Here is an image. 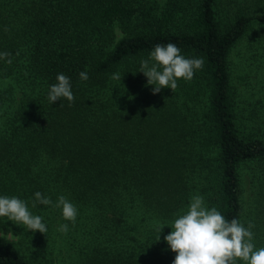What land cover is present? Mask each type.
<instances>
[{
	"label": "trees",
	"instance_id": "16d2710c",
	"mask_svg": "<svg viewBox=\"0 0 264 264\" xmlns=\"http://www.w3.org/2000/svg\"><path fill=\"white\" fill-rule=\"evenodd\" d=\"M216 3L0 0V52L12 60H0V196L26 201L47 226L42 234L0 217V264H173L164 237L197 184L247 227L240 170L264 194V139L239 131L228 55L264 24V10L237 12L221 28ZM114 26L126 34L116 39ZM168 43L205 63L154 95L140 62ZM59 73L71 81L72 106L48 101ZM247 119L264 125V111ZM37 191L72 202L75 225L61 208L32 207ZM65 223L67 234L58 231Z\"/></svg>",
	"mask_w": 264,
	"mask_h": 264
},
{
	"label": "clouds",
	"instance_id": "9594fccd",
	"mask_svg": "<svg viewBox=\"0 0 264 264\" xmlns=\"http://www.w3.org/2000/svg\"><path fill=\"white\" fill-rule=\"evenodd\" d=\"M10 57L11 53L0 52V60L8 64L12 63ZM204 63L203 58H186L174 43L157 44L148 58L141 60L139 72L147 78L148 85L154 86L152 91L155 95L164 88L175 90L181 79L191 81L196 71L203 69ZM79 79L87 81L88 73L81 71ZM112 79L121 80V76L115 73ZM56 80L57 83L51 85L48 92L49 103L65 99L72 106L75 97L69 77L59 73ZM36 202L61 208L63 219L75 225L78 209L65 196L60 195L53 204L50 197L37 191L32 207L36 206ZM0 217H7V220L23 225L28 231L42 234L47 232L43 218L33 215L27 202L15 196H0ZM170 228L172 231L164 240L171 251L176 253L173 264H264V247L257 249L253 242L254 224L248 222L245 227L236 218L228 221L217 208H208L201 195L190 198L187 211L179 215ZM58 231L67 234L68 224H61Z\"/></svg>",
	"mask_w": 264,
	"mask_h": 264
},
{
	"label": "rangeland",
	"instance_id": "374dc122",
	"mask_svg": "<svg viewBox=\"0 0 264 264\" xmlns=\"http://www.w3.org/2000/svg\"><path fill=\"white\" fill-rule=\"evenodd\" d=\"M216 1V20L221 28L233 19L237 12L251 14L264 10V0ZM113 31L116 39L126 34L121 32L117 26H114ZM256 40L258 41L256 42ZM228 70L231 97L234 101L233 110L235 111L237 123L242 126L239 131L246 132L244 130L251 129L264 139V125L253 127L252 121L247 119L252 112L264 111V24H252L244 36L235 43L228 55ZM240 175L241 199L245 204L246 212L249 213L247 218L254 224L252 229L254 234H257L264 241V194L257 192L258 184L248 185L244 169L240 170ZM203 190V186L197 184L189 191L182 214L187 211L190 198L194 195L203 196L206 206L208 208L213 207L209 201L210 195ZM250 202L253 205L249 204ZM254 202L256 205H254ZM255 210L258 211V216L255 215ZM255 235L253 242H256ZM238 264H243V262H238Z\"/></svg>",
	"mask_w": 264,
	"mask_h": 264
}]
</instances>
